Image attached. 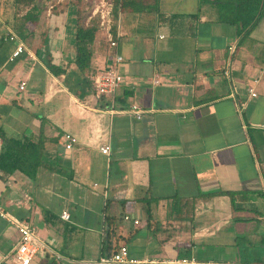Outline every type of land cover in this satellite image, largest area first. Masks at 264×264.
I'll list each match as a JSON object with an SVG mask.
<instances>
[{"label":"crops","instance_id":"0c3cea01","mask_svg":"<svg viewBox=\"0 0 264 264\" xmlns=\"http://www.w3.org/2000/svg\"><path fill=\"white\" fill-rule=\"evenodd\" d=\"M98 1L0 0V131L45 147L34 179L0 178V207L39 241L29 264H94L121 244L138 260L264 264V0H120L117 47ZM93 22L79 70L77 28ZM115 53L123 81L108 112L87 75ZM106 215L121 218L108 238ZM19 237L0 216V264H14Z\"/></svg>","mask_w":264,"mask_h":264},{"label":"built area","instance_id":"2783aa9c","mask_svg":"<svg viewBox=\"0 0 264 264\" xmlns=\"http://www.w3.org/2000/svg\"><path fill=\"white\" fill-rule=\"evenodd\" d=\"M120 0H99L93 9V14L98 16V24L100 28L105 31L107 41L110 47H117L118 37L117 34L113 35L112 29L114 25L113 10L115 2ZM24 46L19 43L13 50L10 59L16 57L20 52H22ZM123 62V57L115 53L112 61L104 68L90 71L87 75V79L90 86L97 97L105 98L109 101V107L106 111L112 112L113 99L116 90L119 88L123 81V76L119 71V66ZM224 74L228 76L229 72L225 69ZM158 82L157 80L155 81ZM25 80L20 81L18 85L19 90L25 88ZM248 93L250 96H255L256 92L252 86L248 88ZM130 111L139 118L141 116V109L138 106L133 105ZM97 137L100 138L98 135ZM78 142V138L70 133L63 134V147L66 150H71L74 145ZM99 151L105 155H109L110 145L107 142H102L101 139L96 144ZM0 216L6 218L9 222L14 224L18 230L20 237L16 242L14 250L11 254V259L14 264H29L33 258L36 251L39 249V241L36 237L34 228L31 224L18 220L16 218L10 217L8 213L4 212L0 207ZM61 217L68 219L69 215L66 210H63ZM123 219L125 221H130L131 217L128 214H124ZM134 224L138 223V220L133 219ZM94 264H212L210 262H201L196 258L190 257H178V258H146L142 260L132 259L127 257V248L123 244L116 252L111 254H102L94 262Z\"/></svg>","mask_w":264,"mask_h":264},{"label":"trees","instance_id":"16d2710c","mask_svg":"<svg viewBox=\"0 0 264 264\" xmlns=\"http://www.w3.org/2000/svg\"><path fill=\"white\" fill-rule=\"evenodd\" d=\"M27 2L29 0H21ZM97 30L96 22L86 27L79 26L76 33V58L77 69L83 70L88 67L91 56V42L95 31ZM0 178L6 179L9 175L19 172L24 177L34 179L37 170L43 164V155L45 147L43 141L33 140L28 137H6L0 131ZM121 218L114 216H105V233L106 237L114 232L118 227ZM123 245V244H121ZM121 245H114L116 252Z\"/></svg>","mask_w":264,"mask_h":264}]
</instances>
